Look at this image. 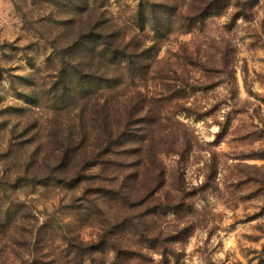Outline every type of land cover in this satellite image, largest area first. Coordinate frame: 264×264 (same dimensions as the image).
Listing matches in <instances>:
<instances>
[{
    "label": "rangeland",
    "instance_id": "obj_1",
    "mask_svg": "<svg viewBox=\"0 0 264 264\" xmlns=\"http://www.w3.org/2000/svg\"><path fill=\"white\" fill-rule=\"evenodd\" d=\"M0 264H264V0H0Z\"/></svg>",
    "mask_w": 264,
    "mask_h": 264
},
{
    "label": "trees",
    "instance_id": "obj_2",
    "mask_svg": "<svg viewBox=\"0 0 264 264\" xmlns=\"http://www.w3.org/2000/svg\"><path fill=\"white\" fill-rule=\"evenodd\" d=\"M219 5H217V3H216V1L215 2H212L208 7H207V12H218V10H219V7H218ZM116 35V32H113V33H107L105 36V38L108 40V38H110L111 36H115ZM116 38H119V37H116ZM106 42V41H105ZM109 46L107 47V49H108V52H111L113 55H115L116 57L117 56H119V52H120V49H121V45L123 46L124 44L121 42V41H119V42H117L116 40H113L112 39V41H107L106 42ZM124 46H126V45H124ZM120 132V131H119ZM121 134L119 135V136H121L122 135V131L120 132ZM118 136V137H119ZM118 137H116V135H115V137H114V139H112V137H111V141H117L119 138ZM113 141V142H114Z\"/></svg>",
    "mask_w": 264,
    "mask_h": 264
}]
</instances>
